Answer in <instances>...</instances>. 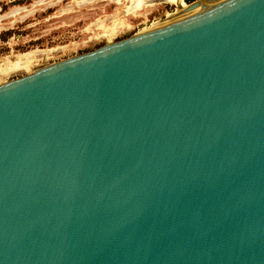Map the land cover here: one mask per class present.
Segmentation results:
<instances>
[{"label":"water","instance_id":"1","mask_svg":"<svg viewBox=\"0 0 264 264\" xmlns=\"http://www.w3.org/2000/svg\"><path fill=\"white\" fill-rule=\"evenodd\" d=\"M0 264H264V0L0 83Z\"/></svg>","mask_w":264,"mask_h":264},{"label":"rangeland","instance_id":"2","mask_svg":"<svg viewBox=\"0 0 264 264\" xmlns=\"http://www.w3.org/2000/svg\"><path fill=\"white\" fill-rule=\"evenodd\" d=\"M177 1L0 0V83L139 32Z\"/></svg>","mask_w":264,"mask_h":264},{"label":"bare ground","instance_id":"3","mask_svg":"<svg viewBox=\"0 0 264 264\" xmlns=\"http://www.w3.org/2000/svg\"><path fill=\"white\" fill-rule=\"evenodd\" d=\"M176 5H177V8H176V11L184 6H186L187 4L184 3L183 1L179 0L176 2ZM175 12V11H174ZM168 16V15H167Z\"/></svg>","mask_w":264,"mask_h":264}]
</instances>
